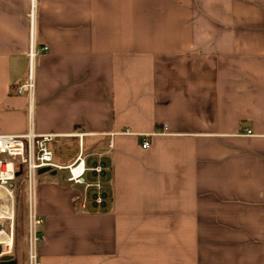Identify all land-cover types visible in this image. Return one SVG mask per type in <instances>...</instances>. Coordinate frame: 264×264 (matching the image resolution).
I'll list each match as a JSON object with an SVG mask.
<instances>
[{"label": "crops", "instance_id": "crops-1", "mask_svg": "<svg viewBox=\"0 0 264 264\" xmlns=\"http://www.w3.org/2000/svg\"><path fill=\"white\" fill-rule=\"evenodd\" d=\"M30 8L0 0V134L29 128L17 89ZM36 12L49 48L33 128L71 142L54 152L63 166L84 133L87 164L101 153L107 167L105 202L51 169L36 186L35 259L2 224L6 251L18 264H264V0H36Z\"/></svg>", "mask_w": 264, "mask_h": 264}, {"label": "built area", "instance_id": "built-area-1", "mask_svg": "<svg viewBox=\"0 0 264 264\" xmlns=\"http://www.w3.org/2000/svg\"><path fill=\"white\" fill-rule=\"evenodd\" d=\"M36 0H31L29 11L30 20V42H29V68L26 82L18 87L17 92L27 91L31 105L29 109V128L23 134H0V189H3L12 201V212H14L15 181L19 175L18 171L25 174L30 194V225L36 227L41 222L35 210L36 176L39 169L49 167L50 169H67L69 181L84 184L86 188L95 190L93 201L101 207L105 202L103 190V175L106 165L101 161V153H92L98 159L93 164H87V153L84 150V133H77L79 137V151L74 161L68 165H60L55 161V153L51 144L59 136L55 133H38L34 130V113L32 101L37 86L36 61L39 53L48 50L47 45L39 46L36 27ZM150 142L144 139L142 146L147 148ZM87 171L94 173L96 179L87 181ZM35 253H31V259H35Z\"/></svg>", "mask_w": 264, "mask_h": 264}, {"label": "rangeland", "instance_id": "rangeland-1", "mask_svg": "<svg viewBox=\"0 0 264 264\" xmlns=\"http://www.w3.org/2000/svg\"><path fill=\"white\" fill-rule=\"evenodd\" d=\"M54 152L56 155H60V157L67 156L73 150V145L70 143H66V138L56 140L52 145ZM77 148V147H76ZM87 148V146H86ZM78 152V151H77ZM65 160V159H64ZM63 159H58L59 162H64ZM68 175V170H59L57 176L58 177H66ZM15 181V193H14V212L12 216H6L2 212H0V223L6 224L8 226L5 229H12L13 239L17 238L18 246H19V254L22 259H26L29 261L31 253H36L37 243L34 242V236L36 235L37 227H33L30 225V230L28 229V224H30V207L28 202V182L25 178V174L21 175ZM42 176H51V171H46L40 173L39 170L36 176V186L38 185L39 178ZM88 181V180H87ZM5 192L3 189H0V195ZM2 197H0L1 199ZM11 226V227H10ZM30 232L31 241H29L28 231ZM10 254H15V247L13 243V248L10 251H6L4 244L0 243V259L1 256ZM33 259V258H32ZM37 261V260H35ZM34 263V262H33Z\"/></svg>", "mask_w": 264, "mask_h": 264}, {"label": "bare ground", "instance_id": "bare-ground-1", "mask_svg": "<svg viewBox=\"0 0 264 264\" xmlns=\"http://www.w3.org/2000/svg\"><path fill=\"white\" fill-rule=\"evenodd\" d=\"M0 199V212L6 216H12V201L6 192H3ZM0 229H2V223H0Z\"/></svg>", "mask_w": 264, "mask_h": 264}, {"label": "water", "instance_id": "water-1", "mask_svg": "<svg viewBox=\"0 0 264 264\" xmlns=\"http://www.w3.org/2000/svg\"><path fill=\"white\" fill-rule=\"evenodd\" d=\"M50 170L51 169L49 167H44V168L39 169V172H46ZM51 172L55 173L56 170H53ZM20 173L21 171H18L17 175H20ZM0 264H18V260L15 257H13V255L6 254V255L1 256Z\"/></svg>", "mask_w": 264, "mask_h": 264}, {"label": "trees", "instance_id": "trees-1", "mask_svg": "<svg viewBox=\"0 0 264 264\" xmlns=\"http://www.w3.org/2000/svg\"><path fill=\"white\" fill-rule=\"evenodd\" d=\"M21 175H23V173H20V175L18 177H22Z\"/></svg>", "mask_w": 264, "mask_h": 264}]
</instances>
